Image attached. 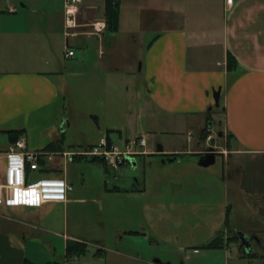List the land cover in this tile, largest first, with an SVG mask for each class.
I'll use <instances>...</instances> for the list:
<instances>
[{"label":"crops","instance_id":"obj_1","mask_svg":"<svg viewBox=\"0 0 264 264\" xmlns=\"http://www.w3.org/2000/svg\"><path fill=\"white\" fill-rule=\"evenodd\" d=\"M137 1L143 0H120L117 34L105 31L97 37L91 34V28H81L77 30L78 37L68 38L65 0H0V135L9 140V147L0 154L12 145L9 132L22 133L32 151L47 150L64 138L70 128L64 119L67 96L52 76L62 74L70 62L75 67L84 66L79 57L89 55L97 43L100 46L96 65L103 76L113 71L117 76L133 74L131 51L122 58L118 39L123 38L124 32L123 4ZM144 2L153 7L150 31L154 30L157 37L143 53L140 71L147 99L141 110L135 111V138L148 140L146 155L135 158L133 164L136 170L139 160L145 162L143 178L136 179L134 189L125 194L115 187L116 193L108 191L90 200L74 189L66 203L48 204L41 209L14 208L12 214L20 221L0 215V224H4L0 229V264H53L58 250L42 237L53 235L54 229L50 224L45 227V221L61 209L67 214L71 209L73 219L72 228L66 222L63 231L57 230L56 237L63 241L64 264H109V256L113 264H161L150 259L151 249L164 251L165 264H172L178 257L184 259L189 247L173 248L170 238L180 243L177 235L184 218H199L202 210H210L207 217L212 237L206 246L222 235L227 240L228 234L234 238L248 230L262 244V232L253 229L255 226L249 228L250 220L246 225H231L229 201L233 189L237 200H243L256 217L264 219V0H234L231 7L227 0ZM181 3L185 5L181 7ZM189 3L191 7L187 8ZM105 7L106 0H81L88 20L79 23L106 22ZM202 7L209 14H200ZM151 35L148 33L146 38ZM68 48L75 52V58H66ZM229 56L237 64L234 72L228 71ZM64 84L69 89L67 81ZM215 109L216 122L212 116ZM220 113L223 126L217 134L224 133L226 141L231 136L233 150L227 146L218 148V141L209 139L216 126L219 128ZM105 128L114 132L111 142L115 134L123 141L122 131L109 124ZM213 149H218L219 157L226 161L224 179L221 172L212 170L217 163L210 168L201 165ZM234 159L239 169L231 175L229 161ZM61 177L68 182L65 172ZM195 177L206 179L203 191L194 182ZM218 185L224 186L225 193L221 213L213 215L215 204H197L196 199L200 200L201 194L212 197L217 189L221 192L222 186ZM121 198L130 222L113 221ZM88 205L97 207L100 220L104 216L105 221L96 227V235L87 234L78 226V213ZM144 219L145 223H137V229L125 225ZM155 239L168 245L161 247ZM136 241H143L142 248ZM69 242L87 246L89 258H74L67 263ZM89 248L95 253H89ZM233 249L241 253L238 242L222 250L207 251L209 255L225 253L227 261H231L229 254Z\"/></svg>","mask_w":264,"mask_h":264},{"label":"rangeland","instance_id":"obj_2","mask_svg":"<svg viewBox=\"0 0 264 264\" xmlns=\"http://www.w3.org/2000/svg\"><path fill=\"white\" fill-rule=\"evenodd\" d=\"M184 5L185 3L182 4L181 7ZM190 7L191 4L189 3L187 8ZM123 9L125 12L123 17L124 32L123 38L118 39V50L122 54V58L127 56L126 52L129 53V51H131V57L134 61L132 66V75L127 76L125 73H122L120 76H117L116 72L113 71L112 74L103 76L101 68L96 65L99 58L98 48L100 46V44L97 43L96 48L90 51L89 55L82 58L79 57L78 61L83 62L84 66L75 67L74 65L70 64V62L67 63V66L61 71L62 74L52 76L56 81H58L67 96L64 119L65 125L69 124L70 128L65 132L63 138V147L65 150L77 153L83 147L98 146L101 140L107 137L108 130H106L105 127L108 124L111 127H116L123 132V141H121L120 135L118 134H115L112 137L114 144L118 145L119 147H122L127 142V139L132 141L136 139L134 125L137 115L135 114V111H140L145 99H147V93L144 88V77L140 71V64L146 48L154 41L157 36L154 30L150 31V12L153 9L151 4L145 3L144 0L137 1L133 5L125 2V4H123ZM189 10L194 12L192 9ZM189 10L188 13H192ZM200 14H209V12L206 11V8L202 7ZM148 33H151L152 35L146 38ZM142 48H144V50ZM216 54H218V52ZM110 75L112 80H109ZM104 77H106L105 80ZM128 78L131 80L128 81ZM66 81L69 84V89H67V86L64 84ZM216 110L217 109H215V111ZM217 114L218 111L212 114L213 120L215 122L218 120L216 117ZM220 115L222 117L219 119L221 120L219 121V128L216 126L217 128H215L213 138L218 141V148H226L227 146L233 150L235 145L232 141H228V139L226 141L224 138L223 140H219L217 137L218 129L221 131V127L223 126V113H220ZM8 147V138L0 135V151H6ZM144 163L145 162L143 160H139V168L136 170L133 169V166H130L124 168L119 175L114 173L108 175L102 163L94 162L91 159H83L78 160L75 164L70 165L65 171V174L67 176L68 182L73 185L75 192L80 191L83 193V196L81 197H86L87 199L93 200L99 195H101V197L104 196V194L108 191L109 193H116L115 187L121 189L122 194H125L126 191L133 190L136 179L141 180L144 176L143 174L146 171ZM229 163H231V167H229V173H231V175L237 174L239 169L237 159H234L233 162L229 161ZM225 164L226 161L222 157H219L217 165L212 169L218 173L221 172V177L223 179ZM0 168V175L4 177L6 168L5 161L1 162ZM114 177H117L118 181L115 182ZM42 179L43 178H40L37 174H34V182L40 181ZM193 180L197 185H199V190L203 191L205 188L204 182H206V179L195 177ZM111 182H114V184H111ZM218 186L221 187L222 185ZM232 191L229 201L230 205L232 206L229 218L231 225L233 227L236 224L246 225L250 220L248 224L250 225L249 228L252 229L253 226H255L253 229H257V231L262 232V234L259 236V240L262 242V244L259 242L255 243L253 245V251L250 254L251 257L248 258H243V255L238 249H233L230 252L229 256L231 257V261H227L225 253L209 255L211 253L208 254L207 249L203 247H206L207 243L212 237L209 228L210 226L208 225L209 218L207 217L210 210H202L199 218L193 216L191 218H184V225L178 231L177 235L179 237L180 243L174 242L173 236V238H170L172 241L170 245L173 248H179L183 245L189 247V249L186 250V253L184 254V259H180V257H178V259L174 260L172 264H264V219L261 221L258 217H256L253 211L246 206L243 200L239 201L236 199V195L233 196ZM221 192L217 189L216 193L212 195V197H204L203 194H201L202 197L200 200L196 199V203L198 204V202H201L211 203L213 205L215 204L216 209L214 210L216 212L214 213L211 211V214L219 215V213L222 211L221 204L225 193L224 186L221 187ZM4 195L7 197L5 199L4 206L2 207L1 215L15 221H20V218H17L12 214V211L15 209L10 207L8 193ZM118 201V206L120 207L121 211L118 210L116 216H113V221H118V223L121 221L130 222L129 215L125 213L126 208L122 205V198L118 199ZM22 210L30 211L29 209ZM69 212L70 213L67 214L66 210L61 209L53 215L52 219L50 218L49 220L45 221V227H48L50 224L52 229H54V232L51 230L53 233L52 236L43 234L42 238L45 241L53 244V246L55 245L58 250L57 256L52 260L53 264L65 263L63 241L57 238V230L60 228V231H63L61 228L65 226L66 222L72 228L73 219L71 209H69ZM74 214L75 213L73 212V215ZM78 214L80 221V224L78 225L79 229L81 231L87 232V234L96 235L94 232L97 229L96 227L98 223H102L104 220V218H102L104 216L102 215L101 220L98 218L97 207L94 205H88L85 208L80 209ZM145 222L146 220L144 219L140 220V222L136 221L133 224L125 225H128V228L134 227L137 229V227H135L137 223ZM200 224L202 226L201 228H199ZM0 227V229L3 230L4 224L2 222ZM248 231H246V233L251 236L252 232L250 233ZM155 240V243L161 247L168 245L166 242H164V240H159L160 242H157V239ZM136 242L138 243L137 246L142 248L143 244L141 242L143 241ZM130 243L134 244L131 241ZM147 246L148 245H146V247ZM89 253L94 254V249L89 248ZM148 255L150 256V259H154L153 262L157 260L161 262V264L166 263V254L164 251L158 252L156 249H151L148 252ZM87 256L89 258L90 255L87 253L86 257ZM206 256L208 257L207 259H202ZM109 260V264H113L111 256H109Z\"/></svg>","mask_w":264,"mask_h":264},{"label":"built area","instance_id":"obj_3","mask_svg":"<svg viewBox=\"0 0 264 264\" xmlns=\"http://www.w3.org/2000/svg\"><path fill=\"white\" fill-rule=\"evenodd\" d=\"M234 0H227L228 6H233ZM65 10L68 14L66 36L76 38L77 30L91 28V34L100 37L107 30L106 22H96L92 25H81L79 20L86 22L87 16L81 9V0H65ZM75 52L69 48L66 58H75ZM214 141L213 136H209ZM148 140L144 137L127 141L122 147L114 144L106 137L98 146L83 148L75 153L69 150L32 151L28 147L25 136H20L5 154H0V164L5 161V175H0V215L6 195H9L10 207L41 209L48 204L66 203L74 188L63 177L67 167L78 160L91 159L102 161L110 173L119 175L124 168L133 166L137 157L146 155ZM1 169V168H0ZM34 174L40 181L34 182ZM46 178V179H44ZM115 180H118L115 177Z\"/></svg>","mask_w":264,"mask_h":264},{"label":"trees","instance_id":"obj_4","mask_svg":"<svg viewBox=\"0 0 264 264\" xmlns=\"http://www.w3.org/2000/svg\"><path fill=\"white\" fill-rule=\"evenodd\" d=\"M120 18H121V3L120 0H106V7H105V21L107 24V31L110 34H117L120 30ZM237 70V64L232 56L228 58V71L234 72ZM207 132V131H206ZM205 132V134H206ZM114 132H108V138L110 139V135ZM11 144L16 143V141L20 138L22 133L16 132H9ZM232 137L228 136V141H232ZM63 139L56 143H53L47 150L50 151H64L63 147ZM94 161V160H93ZM100 162L104 164L102 161H94ZM105 166V164H104ZM106 167V166H105ZM107 168V167H106ZM226 236L222 235L218 239L212 241L211 243L206 246L209 250H222L229 247L230 244L237 242L232 235L228 234L227 240L225 239ZM88 253L87 246L75 242H69L66 249V260L69 263L74 258H82L85 257ZM25 264H32L30 262H26ZM57 264V263H55Z\"/></svg>","mask_w":264,"mask_h":264},{"label":"water","instance_id":"obj_5","mask_svg":"<svg viewBox=\"0 0 264 264\" xmlns=\"http://www.w3.org/2000/svg\"><path fill=\"white\" fill-rule=\"evenodd\" d=\"M219 137H223V134H221ZM217 163V156L216 155H210L206 161L202 162V166L204 168H210L212 166H214ZM238 242L241 248V254L243 256H248L252 253L253 251V244H254V240L250 237H248L247 235L243 234V233H239L238 234Z\"/></svg>","mask_w":264,"mask_h":264},{"label":"flooded vegetation","instance_id":"obj_6","mask_svg":"<svg viewBox=\"0 0 264 264\" xmlns=\"http://www.w3.org/2000/svg\"><path fill=\"white\" fill-rule=\"evenodd\" d=\"M220 135H218L217 134V137L219 138V140H222L223 138H224V136L223 137H219ZM214 150V149H213ZM216 155L217 156V159L219 158V154H220V152L218 151V149H215L214 151H212V152H210L208 155L210 156V155ZM245 235H247L248 237H250V238H252L253 240H254V244L255 243H257L258 242V239H257V237L256 236H254V235H248V234H245ZM234 239L235 240H237V242H238V235H236L235 237H234ZM238 244H239V242H238ZM253 244V245H254ZM251 255H248L247 257H250Z\"/></svg>","mask_w":264,"mask_h":264}]
</instances>
